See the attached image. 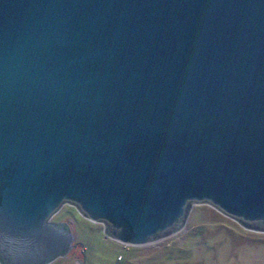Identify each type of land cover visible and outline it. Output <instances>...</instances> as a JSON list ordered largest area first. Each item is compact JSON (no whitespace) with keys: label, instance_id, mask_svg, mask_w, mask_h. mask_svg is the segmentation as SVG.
Masks as SVG:
<instances>
[{"label":"water","instance_id":"1","mask_svg":"<svg viewBox=\"0 0 264 264\" xmlns=\"http://www.w3.org/2000/svg\"><path fill=\"white\" fill-rule=\"evenodd\" d=\"M66 204L129 246L194 204L264 232V0H0V263L69 254Z\"/></svg>","mask_w":264,"mask_h":264},{"label":"rangeland","instance_id":"2","mask_svg":"<svg viewBox=\"0 0 264 264\" xmlns=\"http://www.w3.org/2000/svg\"><path fill=\"white\" fill-rule=\"evenodd\" d=\"M53 221L69 222L75 239L69 254L50 264H264V232L246 229L208 204H194L182 231L146 246L107 238L103 224L69 204Z\"/></svg>","mask_w":264,"mask_h":264}]
</instances>
